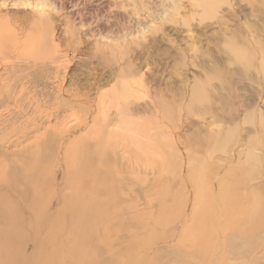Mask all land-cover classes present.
I'll return each instance as SVG.
<instances>
[{"label": "rangeland", "instance_id": "obj_1", "mask_svg": "<svg viewBox=\"0 0 264 264\" xmlns=\"http://www.w3.org/2000/svg\"><path fill=\"white\" fill-rule=\"evenodd\" d=\"M0 46V264H264V0H0Z\"/></svg>", "mask_w": 264, "mask_h": 264}, {"label": "bare ground", "instance_id": "obj_2", "mask_svg": "<svg viewBox=\"0 0 264 264\" xmlns=\"http://www.w3.org/2000/svg\"><path fill=\"white\" fill-rule=\"evenodd\" d=\"M3 41V40H2ZM30 42H31V38H30V40H29ZM2 43H5L4 41L2 42ZM31 44H29V49L31 50V46H30ZM1 46H3V45H1ZM0 46V47H1ZM3 47H5V46H3ZM2 50L0 49V52H1ZM3 51H4V48H3ZM6 51V50H5ZM3 53V52H2ZM30 58H31V55H30Z\"/></svg>", "mask_w": 264, "mask_h": 264}]
</instances>
